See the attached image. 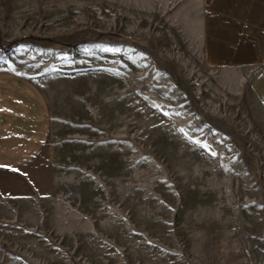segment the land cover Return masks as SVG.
Masks as SVG:
<instances>
[{
    "label": "rangeland",
    "instance_id": "obj_1",
    "mask_svg": "<svg viewBox=\"0 0 264 264\" xmlns=\"http://www.w3.org/2000/svg\"><path fill=\"white\" fill-rule=\"evenodd\" d=\"M11 1L0 70L47 97L53 192L0 198V264H264L251 72L110 33L102 0Z\"/></svg>",
    "mask_w": 264,
    "mask_h": 264
},
{
    "label": "crops",
    "instance_id": "obj_2",
    "mask_svg": "<svg viewBox=\"0 0 264 264\" xmlns=\"http://www.w3.org/2000/svg\"><path fill=\"white\" fill-rule=\"evenodd\" d=\"M102 3L110 33L133 38L165 37L167 45L176 47L175 52L183 54L184 59H197L206 69L250 71L251 87L264 110V0ZM50 121L47 97L40 88L24 76L1 69L0 198L52 194Z\"/></svg>",
    "mask_w": 264,
    "mask_h": 264
}]
</instances>
